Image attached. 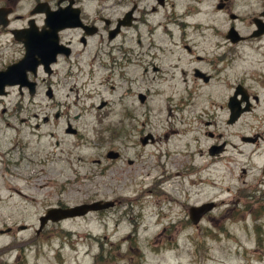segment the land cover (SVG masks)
<instances>
[{
  "label": "flooded vegetation",
  "instance_id": "flooded-vegetation-1",
  "mask_svg": "<svg viewBox=\"0 0 264 264\" xmlns=\"http://www.w3.org/2000/svg\"><path fill=\"white\" fill-rule=\"evenodd\" d=\"M164 2L162 0L161 5L156 2V7H162ZM87 5L91 6L89 12L85 8ZM215 9L230 22L222 29L217 24L193 29L197 40L190 39V44L180 46L188 65L187 70H183L179 67L181 55L173 49L176 44L168 48V45L153 43L152 37L159 25L156 28L152 25L153 29L147 31L146 41L137 33L135 26L146 22L142 21V16L135 17L138 9L132 1L119 18L113 19L109 15L110 8L95 0H0V208L24 214L15 231L30 228L39 237L41 230L48 225L60 226L66 221L90 216L101 219L103 224L109 219L117 220L119 216L122 220L128 219L131 206L137 205V199L114 196L110 201L93 200L75 205L109 203L106 209L54 224L47 222L37 231L40 226L38 219L47 210L75 207L58 201L55 205L42 204L43 213L37 216L35 223L38 227L34 230L35 200H28L27 195L21 193L18 182L21 181L23 187L29 189L34 186L29 182L30 176L36 177L34 181L46 177L42 169L34 172L27 169L29 164L43 163L40 152L43 153L44 146L53 140L54 145H65L71 149H65V155L82 148L95 150L94 159L90 161L92 170L86 174L91 179L107 174L112 184L119 185L121 189L134 187L135 181L142 176L148 177L145 149L153 145L150 134L139 137L144 129L141 122L148 123V118L138 123L136 114L139 117L144 113L157 115L148 108V103L157 98L192 103L188 110L192 111L196 108L194 101L199 98L197 92L203 91L199 98L206 100L201 111L203 127L205 137L212 141L205 150V156L225 164L241 160L248 163L259 161L262 182L257 186L264 188V3L259 5L257 12L245 18L230 11L231 0H217ZM155 10L152 7L150 12ZM54 13H58L61 19L52 24L47 19ZM128 13V23L116 30L117 22ZM71 23L77 25L60 28ZM196 25L200 27V24ZM230 29L237 34L233 38L237 39L236 42L227 37ZM130 32L136 38V49L130 46ZM164 35L173 42L170 31H165ZM118 37H122L121 41L113 44ZM84 54L90 59L84 62L78 60ZM147 58L150 61H146ZM82 64L87 68L89 79L93 77L94 67L102 69L105 72L104 84L114 78L115 69L121 72L117 73L119 78L116 79L128 87L123 99L134 97L142 108L137 110L124 105L120 111L127 121L123 132L118 130L119 127L105 125L100 128L96 125L100 118L108 117L109 110H106L104 100H98L96 106L83 105L77 98L68 102V95L77 92V81L68 87L67 80L77 78ZM185 74L190 81L184 79ZM180 83L185 85L182 91L178 88ZM85 99L88 101L92 97L87 95ZM166 113L169 115L170 111L166 110ZM83 117H92L94 126L83 125ZM174 135H178L177 132L169 134L171 137ZM134 138L135 141H132ZM243 148L250 150L248 154L242 152ZM232 154L234 158H231ZM241 173L244 174L243 171ZM166 179L164 174L152 179L145 193L152 197L163 194L160 185ZM4 192L8 193L6 198L2 196ZM255 194L236 191L230 208H239L241 213L254 216L251 210L264 208V189L257 196ZM12 197H21L23 203L19 205V201H14ZM213 205V210L202 216L196 226H192L188 217L190 207L186 206L187 217L182 223L196 229L217 208ZM24 218L31 220V224L25 223ZM12 231V227L5 226L2 232L11 235ZM94 242L99 245L95 239ZM21 245H9L0 250V260L4 252L9 255L13 249L19 257L22 256L25 248ZM108 247L107 251H111L112 246L108 244ZM110 257L107 254V261ZM7 261L2 260L0 264H11ZM104 261L105 257L100 253L91 257V264H102Z\"/></svg>",
  "mask_w": 264,
  "mask_h": 264
},
{
  "label": "rangeland",
  "instance_id": "rangeland-1",
  "mask_svg": "<svg viewBox=\"0 0 264 264\" xmlns=\"http://www.w3.org/2000/svg\"><path fill=\"white\" fill-rule=\"evenodd\" d=\"M95 1L108 6L109 15L113 19L119 18L129 8L131 1L136 3L138 11L135 17L142 16V21L146 22L135 26L137 33L146 41L147 31L153 29L152 25L155 28L159 25L152 37L153 43L168 45V48L176 44L173 49L181 55L179 67L183 70H187L188 65L186 66V57L180 51V46L190 44V39L197 40L193 29L214 27L215 24L222 29L230 22L215 9L217 0H165L164 5L159 8L154 0ZM263 3L264 0H231L230 11L245 18L257 12L259 5ZM90 7H85L88 12ZM152 7L156 9L154 12H150ZM196 24H200V27ZM165 31L173 34V42L165 37ZM128 36L131 37L130 46L136 49L134 33L130 32ZM121 39L122 37H118L113 44H118ZM142 39L140 41L143 45ZM89 59L90 56L84 54L78 60L84 62ZM146 61L150 60L147 58ZM79 69L80 74L75 80H67L68 87L77 81V92L68 95V102L77 98L83 105L96 106L98 100H104L106 110H109L108 117L100 118L96 125L100 128L105 125L119 127L118 130L123 132L127 126V121L120 113L124 105L137 110L142 108L134 97L123 99L128 87L116 79L119 78L117 73L121 72L115 69L114 78L104 84L102 79L105 72L102 69L94 67L91 79L87 77L84 64ZM184 79L190 81L188 74H185ZM178 88L182 91L185 85L180 83ZM137 90H140L139 87ZM202 92H197L199 98L204 94ZM87 95L92 99L87 101ZM199 98L194 101L196 108L192 111H188L192 103L157 98L148 103V108L157 115L144 113L139 117L136 114L138 123L148 118V123L141 122L144 129L139 137L150 134L153 145L145 149L148 177L142 176L135 181L134 187L121 189L119 185L112 184L107 174L92 179L86 175L92 170L90 161L95 154L92 148L73 151L70 156L65 155V149H71L65 145L56 146L53 140L50 141L49 145L44 146L43 153L46 155L40 152L43 163L29 164L27 169L28 172L42 169L46 177L34 181L36 177L30 176L29 182L34 186L29 189L23 187L24 183L21 181L18 182L21 193L26 194L28 200H35L34 230L38 227V223H35L37 216L43 213L42 204L55 205L60 201L72 207L93 200L110 201L114 196H123L137 199V205L130 204L126 220L119 216L120 220L109 219L103 224L101 219L90 216L82 220L66 221L60 226L48 225L41 230L39 237L30 228L15 231V226L19 224L17 222L24 215L22 212L0 208V230L3 231L5 226L13 229L11 235L0 234V250L9 245L21 244L25 248L20 257L15 249L9 255L4 252L2 260L7 259L11 264H91V257L100 253L105 257L102 264H264V208L251 210L254 216L241 213L239 208H230L236 191L244 190L256 193L257 196L264 189L257 186L262 182L259 175L261 163L241 160L225 164L220 160L211 161L205 156V150L212 141L205 137L204 117L201 115L206 100L204 97L203 100ZM72 109L74 113V107ZM166 110L170 111L169 115ZM81 121L83 125L94 126L92 117H83ZM171 131L178 135L169 136ZM236 144L235 141L234 145ZM235 151L236 149L233 152ZM249 151L248 148L242 149L245 154ZM231 158H234L233 154ZM163 174L167 177L160 185L163 194L152 197L145 193L152 184V179ZM125 183L128 184V181ZM7 194L4 192L2 196L6 198ZM138 194L141 196H134ZM12 199L18 200L19 205L23 203L21 197ZM206 203H213L217 208L196 229L182 223L187 217L186 206L197 207ZM229 209L232 210L228 211ZM28 213H31L30 208ZM23 220L31 224L28 218ZM94 239L100 246L95 244ZM108 244L112 246L111 251H107ZM107 254L111 256L109 261Z\"/></svg>",
  "mask_w": 264,
  "mask_h": 264
},
{
  "label": "water",
  "instance_id": "water-1",
  "mask_svg": "<svg viewBox=\"0 0 264 264\" xmlns=\"http://www.w3.org/2000/svg\"><path fill=\"white\" fill-rule=\"evenodd\" d=\"M155 1L159 5L162 4V0H155ZM263 15H264V13H263ZM128 16H129V13L126 14L121 21L117 22L116 30H118V27L120 25L125 26L128 23ZM230 18H232V16H230ZM60 19H61L60 15L58 13H54V14H52L51 17H49L47 19V21L50 20V21H52V24H53L55 21H56L55 23H58ZM76 25H77V23H71V24H67V25L63 24V26H60V28L73 27ZM236 35L237 34L233 29H230L227 33V37L233 42L237 41V39H233ZM109 206H110L109 203L95 202V203H91V204L75 206V207L68 208V209L67 208H64V209L51 208V209L46 211V214L44 216L39 217L38 222H39L40 226L37 228V231H39L42 227H44V225L47 222L54 224V223H58L60 221L63 222V220H65V219L71 220V219L80 218V217L85 216L88 213H93V212H97V211L106 209ZM213 207H214V205L212 203L203 204L199 207H190L188 209V217H189V220L191 221L192 226H196V224L201 219V217L204 216L205 214L211 212L213 210ZM0 234H3V232L0 231Z\"/></svg>",
  "mask_w": 264,
  "mask_h": 264
}]
</instances>
